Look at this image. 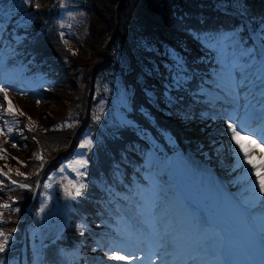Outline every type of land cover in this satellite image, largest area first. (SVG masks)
I'll list each match as a JSON object with an SVG mask.
<instances>
[{"label":"trees","instance_id":"trees-1","mask_svg":"<svg viewBox=\"0 0 264 264\" xmlns=\"http://www.w3.org/2000/svg\"><path fill=\"white\" fill-rule=\"evenodd\" d=\"M98 1L0 0L5 8L0 26L14 35L15 50L46 77L53 96L67 89V104L60 103L47 123L23 111L16 115L13 134L26 155L21 172L17 167L0 171V230L11 233L5 262L14 260L11 250L18 247L34 182L55 157L63 153L48 166L41 192L51 179L56 192L65 186L72 190L77 182L86 187L69 202L71 219L59 237L45 244L44 252L55 246L61 264H88L85 221L99 188L93 175L115 168V157L123 162L121 171L133 169L134 158L143 160L150 150L166 155L189 147L196 156L215 162L217 151L193 129L196 105L214 96V89L234 84L236 64L243 66V73L261 69L255 40L240 14L259 24L264 42V0H224L233 10L220 9L212 0ZM89 139L91 146L81 147ZM78 159L88 161L81 169L87 173L83 177L70 165ZM112 176L116 179L117 173ZM41 192L32 215L44 203ZM108 197L103 193L102 201ZM32 238L31 232L28 246Z\"/></svg>","mask_w":264,"mask_h":264},{"label":"rangeland","instance_id":"rangeland-1","mask_svg":"<svg viewBox=\"0 0 264 264\" xmlns=\"http://www.w3.org/2000/svg\"><path fill=\"white\" fill-rule=\"evenodd\" d=\"M100 1L101 0L98 1L99 4ZM214 1L222 8L228 9L225 3L223 4L222 0ZM101 6L103 7L102 4ZM109 16L110 14L107 15V17ZM247 20L248 26L255 36L258 26L249 19ZM97 38L98 36L95 39ZM92 40L93 37L87 41L85 52L91 48L90 46L93 43ZM258 49L260 53L264 54V45L260 42L258 44ZM238 75L241 76L240 71ZM27 77L28 75L25 74L21 61L19 59H14L12 57V50L3 42H0V87L7 89L6 93L0 92V154L2 155H0V168L3 170L17 167L18 171L21 172L19 169L24 168L25 164V161L22 162V157L26 155V149L21 148L22 145L14 140L15 137L11 136L9 131L11 122L16 123L14 120L10 119L13 113L23 111L47 123L53 117L54 112L58 110V105L60 103H62L61 105L67 104V102H64V94L67 89L57 90L55 96H53L54 94L50 96L37 95L32 88V82ZM74 87H77V85H74ZM246 94H250V90H247ZM257 94L258 93H255L253 99H251L250 106L244 107V110L239 111V107L235 105L236 111L234 113L237 114L235 118L231 116V110H229L230 106L226 103L216 104V106L204 105L201 107L197 119L195 123H193V129H195V134L199 135L204 143L210 144L213 148H217L221 154L220 156L218 155L219 161L216 162V166L204 165L202 170L196 173L192 161L179 156L182 154L174 155L175 159H168V167L161 166L159 158H148L149 163L145 166H148V168L147 171L143 173L141 180L143 182H152L156 187L157 195L154 197V194H150L147 197L145 207H142L140 206L141 199H138L140 196L134 193L131 197L133 199V205H129V210L132 209L133 212H136L137 216H145L148 219H151L150 217L152 216L149 215V213L147 214V210H150V212L155 211L154 218L157 220L155 221L156 224L154 228L156 229L159 228L164 221H173H171L170 224L168 223V227L165 226L164 231H161L164 239H167L163 241L157 249L150 250L147 255L141 256L138 258L139 260H135V263L153 261L155 264H168L174 261L176 264H180L181 262L194 264L190 258L183 259L179 263L178 260L176 261L174 259L173 254L170 255V252L181 246L179 241L182 240L183 233L180 232V230H176V228H178L177 223H179L180 228L181 222L188 212V210H186L188 208L184 205L182 207H176L175 209L174 204L172 203L169 205L168 200L165 198L167 194L163 197V194H165L163 186L165 185V180L168 179L171 181L174 180L179 192L185 190L184 186L186 184L190 188L191 195L194 197L195 201L207 211L211 217V221L215 224L216 234L220 239L219 251H222L225 255L227 264H264V247L259 240L258 234L251 227L249 218L245 212L246 207L240 195V191L245 190L246 182L243 179H238L236 176V172L239 168L243 167L242 165L238 166V164H235L236 161L234 160L235 154L238 153L235 149L238 146L231 140L227 129V120L229 117H232L233 123L238 126L243 125L248 129V131L244 132L249 134V138L251 137V139L247 138V140H245L246 147L252 149L250 159L257 165L264 163V97L263 95L257 96ZM5 95L7 99H5ZM235 102L234 104H236ZM213 111L217 112L215 114L216 120H211L209 124L207 120L210 116L207 115V113ZM58 115H60V113H58ZM253 133H255V135ZM253 140L257 143H252ZM257 144L261 146L258 147ZM186 155L191 158L189 154L184 153V156ZM43 162L44 159H41L40 163ZM74 162L70 163V165L78 168L80 171L79 166ZM36 164L35 162L33 165L34 168H36ZM261 170L264 171V168ZM53 183L51 179L48 184L50 185L48 186L49 190L44 194V204L39 207V212L34 214L31 221L35 229H39L40 226L44 224L40 232V239L42 241L54 239L62 233L64 228L63 220L65 217L61 216L62 212L60 210L57 211L55 208L58 204L69 203L72 200L65 196L64 191L55 192L51 188ZM127 186L131 187L129 184H127ZM146 186V184L142 185L144 188ZM129 189L131 190V188ZM147 189L148 188H146V191H148ZM72 190L74 191V189ZM253 194L255 193L253 192ZM1 199L0 196V201ZM137 203L138 206H136ZM262 203L264 204V202ZM136 208L140 210H136ZM41 209H43V211H41ZM121 219L123 221L122 226L115 225L116 227H114L108 223V221L111 224L117 223L112 217V212L106 214V218L103 215H98V223H93L95 226L94 234H96L93 235V240L90 242L86 241L90 249V263L88 264H91V262H99L100 264L110 261L116 263L121 262L110 259L113 252L116 251V247L113 245L121 240L114 235V233L118 236L122 235L123 232L131 233L130 226L132 221L128 220V216L121 217ZM158 221L161 224L158 223ZM161 228L162 226L160 229ZM157 237L160 238L161 236L158 234ZM109 238H113V241L110 240L113 244L108 245ZM144 241L145 240H141L136 243L148 245V243ZM134 248L132 252L135 258L137 253H139V248L138 246ZM56 251L55 246L44 252V247H42L40 243L34 245L32 264H61V254L58 252L54 255ZM11 252V258L14 259L12 261L19 264V251L12 250ZM48 257L51 258L50 261H46ZM210 258L211 255L208 254L204 258L205 261L202 257L200 258L202 262L200 261L197 264L208 263Z\"/></svg>","mask_w":264,"mask_h":264},{"label":"snow or ice","instance_id":"snow-or-ice-1","mask_svg":"<svg viewBox=\"0 0 264 264\" xmlns=\"http://www.w3.org/2000/svg\"><path fill=\"white\" fill-rule=\"evenodd\" d=\"M23 2L27 3L30 2V0H23ZM38 7V5H37ZM5 8L3 6H0V15L3 14ZM0 92L6 93L7 89L4 87H0ZM5 99H7V96L5 95ZM99 119V117H97ZM227 129L229 131V135L231 137V140L234 142L235 145L238 146L237 152L238 153H243L242 156L239 158V162L241 164L247 163L248 165H251V168L248 169V173L250 176L253 175L254 172V179L252 180V191L256 194L257 197L260 198L261 202H264V171H261L262 168H264V163L261 165H257L253 162L252 159H250L251 151L252 149L245 148L243 144H241L240 139L238 137L241 135V132L248 131L243 125H237L232 122V117L228 118L227 121ZM11 131V129H9ZM255 135V133H253ZM251 139V137L249 138ZM252 143L256 144L257 142L255 140L252 141ZM92 141L86 140L81 147H88L91 146ZM257 146H261L257 144ZM42 159V157H40ZM76 165H78L80 168L86 167L88 161L87 160H76L74 162ZM18 175H23V173L17 172ZM4 175H7V173H4ZM77 175L83 177L87 175L86 171L85 172H80L77 170ZM12 183H16V181H12ZM69 184H72L71 181H69ZM78 185V186H77ZM50 186V185H49ZM20 187L22 188H28L30 187L28 184H21ZM86 187V185L82 182H77V184L73 185L74 191L71 190L68 186H65L64 192L65 196L69 199H76V197H79L83 194V189ZM4 207H8V205H4ZM18 211V209H17ZM43 211V209H41ZM12 231H15L14 229ZM11 240V233H6L2 230H0V253H4L6 251V248L9 245V241ZM111 260H117V261H125V260H131L133 259L132 255L129 256H124L120 255L119 251H114L113 254L110 257ZM0 264H6V262L2 259H0Z\"/></svg>","mask_w":264,"mask_h":264},{"label":"bare ground","instance_id":"bare-ground-1","mask_svg":"<svg viewBox=\"0 0 264 264\" xmlns=\"http://www.w3.org/2000/svg\"><path fill=\"white\" fill-rule=\"evenodd\" d=\"M261 69L264 70L263 65H261ZM234 71H235V69H234ZM240 72H241V76L245 77V74L242 73V70H240Z\"/></svg>","mask_w":264,"mask_h":264}]
</instances>
